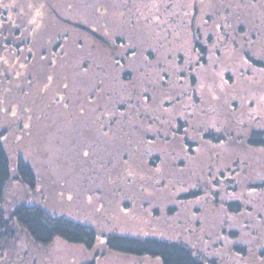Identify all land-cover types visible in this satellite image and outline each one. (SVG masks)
I'll return each instance as SVG.
<instances>
[{
  "label": "rangeland",
  "instance_id": "374dc122",
  "mask_svg": "<svg viewBox=\"0 0 264 264\" xmlns=\"http://www.w3.org/2000/svg\"><path fill=\"white\" fill-rule=\"evenodd\" d=\"M1 1H10V3L13 4L16 17V21L13 20L15 21V25L20 24L21 26V24L24 23L33 26L44 23L47 26L43 31L38 34L36 33L34 41L30 45L32 51L31 56L34 57V60L29 64L27 62L23 65L25 61L24 57L30 53V50L26 51L25 47L21 48L20 56L13 57V53L11 54L9 50L10 46L8 44L4 46L1 45L2 42H5L7 39L14 40L11 36V27L7 24H5L7 26L0 24V28L5 26L4 28L9 33V35L4 34L0 36V130L4 132V141L7 149H9L11 157H14L16 153L23 154L33 165H36L39 179H45L42 178L44 172L40 167L42 164L48 163V172L45 171V175L47 178L53 179V182L49 183V185H55V187H52L50 191L51 194L47 196L44 201L46 206L51 211L60 212L61 214L66 213L74 218L78 217L89 221L95 219L94 223H96L95 225L98 226L100 230L112 229L119 234L137 237L155 236L179 240L193 248L195 252L200 253L205 258H207V256H215L213 257L216 260L214 264H240L236 263L231 255L227 258L224 257V253L217 254L213 252L223 250V247L217 246L219 240L225 239L224 236H220V231L222 229H239L240 222L237 218L250 221L255 215H248L242 212L241 215L236 218L237 214L228 213L224 204L235 199L243 205H245V203L251 204L255 201L254 197L257 195L249 193L245 188H236V184H232L233 187L225 188L224 186L215 187L206 182L203 183L202 186L191 188L186 186L176 188L128 187L123 182L115 183L118 184L117 187H115L114 183L108 181L110 177V172L108 170H101L94 180L90 171L91 162L89 159L80 157L76 159V151L79 152L78 149L81 146V143L76 140L77 134H80L81 129L86 131L87 127L86 125H82V122L86 116H89L91 110L94 111L95 108L93 101L91 105L87 99L85 100L83 98V95L84 93L88 94L93 91L94 75L97 77H101V75L99 72L95 73V71L92 70L93 82L91 84L92 86H89L86 84V78L84 79L82 73H78L83 76L78 79L79 91H84V93L78 96L74 95V92L77 91L75 87L76 84L74 86V83L72 80H69V77L72 78L75 75V70L73 69L74 65L76 68L79 67L86 59H89L90 64H92L95 61L96 55L100 56V62L107 64L108 68L109 62L106 59V54L109 48L107 50L104 44L93 39L90 34L56 17L52 9L70 15L69 17L71 18L67 17V19L73 21L79 16V18L84 19L87 24L80 20L76 21L87 26L88 24H96L100 27L101 21L106 20V28L102 29L107 33L104 36L109 40L114 42V38L117 34L126 33L128 41L137 43V39L132 38L130 35V28L127 29L128 32L117 27V19H119V17H116L113 12L112 16L107 14H105V17L100 14H98V17L94 16L96 5L105 6L104 8L107 7L108 9L110 6L107 5H111L109 4V0ZM185 1H189V8L182 11V14L186 15L187 10V13H189L187 17H189V19L192 15L193 6H195L197 10V17H199L203 15V13L212 15L215 13V10L219 9L218 11H220L222 6H235L239 4L241 5L240 10L243 11V15L247 13L251 15L249 11L245 10V6H249L256 11V15L264 21V3L261 0H175V4H177L176 6L179 4L182 6L185 4ZM137 4L139 5H137L138 7L136 6L135 11H138L142 16L149 15L147 9H156L157 12L154 15L156 18L152 19L158 18L160 8H154V3H147L148 5H145L138 2ZM177 9V7L174 8L173 6L172 12L177 11ZM1 11L2 9H0V17L2 16ZM130 11L129 14L131 16L132 10ZM252 13L254 12L252 11ZM1 30L2 29H0V33ZM24 30L19 40L29 37L28 30ZM63 31L69 32L71 39L66 41L63 57H59L57 53L54 54L56 59L55 64L50 68L52 70L47 80L44 76L47 69L41 70L40 64L42 61L47 63L48 55H50L48 52H50V50L48 49L49 47L42 42L45 37H50V35L59 34ZM79 39L82 40L81 44L78 45L80 48L77 46V41ZM16 40L17 39H15V42H18ZM45 42L47 43L46 40ZM40 45H42L43 48H47L46 52L48 54L40 55L38 50ZM74 50H77V53H75ZM120 50H122V48H120ZM70 55L72 56V60L68 61ZM64 58H66L65 63L68 62L70 69H67L66 65L62 68L59 67V61H63ZM8 60L9 66L5 67L3 62H8ZM133 62L135 63L131 65ZM138 62L137 56H133L130 58L129 63L132 68H137L138 66L136 67V65ZM13 74L17 75L16 78H12L9 83H4V80H6L5 78L8 76L12 77ZM103 75L105 74H102V76ZM63 79L69 80L68 87H62ZM42 89L44 91H42ZM105 90L107 89L105 88ZM214 94L215 92L213 91L209 92V101L212 100ZM55 95L59 96L61 103L63 100L71 99L76 106L86 109L85 114L83 113L81 116L82 121H80L78 127L75 126V128L72 129L74 124L73 121L70 123L69 120H62L66 119L68 116H72L70 113L62 117V119L58 117V114H60L59 105L56 106L57 112H55L54 115L56 120H42L38 118L37 115L46 110L47 103H49ZM229 95L231 96L232 93L227 92V97H229ZM254 97L253 95L245 99L246 103L243 104L240 110L242 113L247 112L250 116L247 120L243 118L237 120L241 125L239 124V127L237 126L236 129L235 126L234 129L229 126L230 120H226L223 127L221 120L206 121L205 125L209 126L208 130L213 131L211 133L217 134L216 132H221L223 136H225L223 141L211 142L209 140H202L199 141L197 147H191H194V149L198 148L205 153L208 151L210 158H213L214 153L219 152V160L221 163H218V165L227 170L233 168L231 163L235 157L239 158L241 161L245 160L248 165L245 171H248L250 177L254 180H261L264 178V173H262V176H260V174L254 175L253 171L259 168L261 172H264V147H249L247 144L248 135L252 130L264 131V95L259 94L256 99ZM80 99L84 100L80 101ZM250 100L253 104H251ZM99 101L102 102L103 106L107 105L104 94ZM85 104H87V106ZM10 112L13 116L12 118L9 115ZM255 116H260V120H255L256 118L252 119V117ZM21 121L26 124V128H22L19 125ZM77 128L80 129L77 130ZM63 134L64 136H62ZM13 137L16 138V143L10 140L13 139ZM192 142L197 143L196 141ZM104 154L107 156L106 153L98 152L99 156H104ZM89 155L90 153L88 150L86 156ZM110 155L111 153L109 156ZM135 164L139 166L138 168L140 170L145 169L142 160L138 159V157L135 158ZM126 165L127 163H123L121 169L124 178L126 175L125 173L129 170ZM138 168L133 169V171L138 172ZM210 168L211 171L208 170L207 174L209 177H212L215 175L214 173L217 171L218 167L211 165ZM133 171L131 173H133ZM183 175H186V173L183 172ZM187 175L189 176V174ZM134 176H136V179H132L133 181H140L138 179L139 174ZM106 177L108 178L107 180ZM205 177L206 175L204 178ZM58 181H61L62 185H59ZM97 183L100 185H96ZM237 185H239L238 182ZM8 186V194H12V196L21 190V185L14 179ZM54 191L59 192L61 196H59L58 193L55 195ZM86 192H94V195L90 194L86 197ZM186 193L195 194L196 197L190 198L188 202L176 201L179 200L182 194ZM99 201L101 202L100 205L98 203ZM124 202L129 205L128 209H124L121 206V203ZM11 205L12 204L5 203L6 208H10ZM169 206H171L172 209L168 210L167 207ZM95 207H99V213L97 214L94 212ZM102 215L105 216L107 221L101 220ZM249 226L258 232H261L260 229L263 228L255 226L253 223L249 224ZM205 238L206 241H204ZM257 247L258 246L255 245V248ZM1 251L0 264H84L89 261H93L94 264H161L160 260L155 257L134 256L110 251L106 249L99 240L90 250L86 249L81 244L67 242L60 238H55L48 245H39L33 242L28 234L18 226H15V231ZM255 255V253H251L253 257L251 264H264L263 261L259 260Z\"/></svg>",
  "mask_w": 264,
  "mask_h": 264
},
{
  "label": "flooded vegetation",
  "instance_id": "af4514ba",
  "mask_svg": "<svg viewBox=\"0 0 264 264\" xmlns=\"http://www.w3.org/2000/svg\"><path fill=\"white\" fill-rule=\"evenodd\" d=\"M167 5L166 8L154 6L164 13H159L157 19H152L156 18L154 9L146 8L149 15H143V18L132 13L131 16L139 18L137 21L130 19L129 14L137 5H123L116 10L106 7L107 15L112 16L113 12L123 20L125 29L130 28L132 35H137V43L125 41L122 47V102L108 94L104 96L108 104L103 106L99 100L104 92L97 89L93 99L95 118L126 120L130 124H135L134 120H143L139 126L145 133L139 136V141H132L131 132L123 134L124 164L127 163L129 168L123 181L126 186L191 188L206 182L215 187H233L232 184L239 183L243 170L248 167L245 160L235 157L231 163L233 168L227 170L218 165L221 163L219 152L210 158L208 151L205 153L191 146H194L192 141H196L197 147L199 141L213 132L205 125L207 120H221L222 127L226 120H230L229 126L236 129L240 124L237 120H247L250 116L240 110L245 99L264 95V21L249 6H245V10L251 15H243L239 4L222 6L212 15L203 13L199 17L193 6L190 19L187 10L186 15L182 14L189 8V3L174 6L178 8L174 12L173 6ZM98 14L105 17L98 12L94 16L98 17ZM105 23L106 20H102L100 27L88 24L107 41L91 35L93 39L109 46L106 54L108 68L107 64L100 62L98 55L92 67L100 75H113V69H108L112 66L114 50L112 41L104 36L107 34L102 29L106 28ZM133 56L138 58L137 68L131 66L136 61L129 63ZM210 91L215 94L209 101ZM227 92L232 95L227 97ZM119 105H122L120 111ZM260 118L252 117L255 120ZM179 125L184 134L175 132ZM216 133L217 142L223 141L225 136ZM173 136L180 140L189 139V148L170 149L164 144L159 147L158 139ZM137 157L145 169L140 170L135 164ZM211 165L218 168L215 175L209 177L207 171H211ZM135 168L138 172L133 171ZM138 174L140 181H133L136 179L134 175ZM188 201L189 198L185 200Z\"/></svg>",
  "mask_w": 264,
  "mask_h": 264
},
{
  "label": "trees",
  "instance_id": "16d2710c",
  "mask_svg": "<svg viewBox=\"0 0 264 264\" xmlns=\"http://www.w3.org/2000/svg\"><path fill=\"white\" fill-rule=\"evenodd\" d=\"M261 1L264 3V0ZM138 2L145 5H148L147 3H154V6L162 5L163 8L168 7L167 4L172 6L177 5L175 4V0H109V4L111 5L107 6H110L108 9L112 8L111 10H116L117 7L123 5H139L137 4ZM184 3H189V1H185ZM104 7L96 5L94 13L98 12L106 14L107 11ZM0 9H2V19L0 17V22L3 21L0 24H7L11 27V36L13 37L12 39H14H7L5 42H2L1 45L4 46L5 44H8L10 46V53H13L14 55L13 57L20 56L21 48L25 47L26 51L30 50V53L28 55H25V61L23 62V65L27 62L29 64L32 60H34V57L31 56L32 51L30 49V45L33 43L36 33L38 34L39 32L47 28L46 24L39 23L31 26L23 23L21 24V26L20 24L15 25V9L10 1L2 2L0 0ZM52 10L53 14H55V16L60 19L67 17L71 18L69 17L70 15L57 12L56 9ZM154 10L155 12H157L156 9ZM132 13L139 16L141 15L140 13H138V11H134ZM160 13L164 14L163 12ZM141 17L143 18L142 15ZM130 19L135 21L139 20L137 16H131ZM75 20H80L81 22L87 24L84 19L79 18V16L78 18L76 17ZM4 27L0 28L2 29L0 36L4 34L9 35ZM117 27L122 30L128 31L127 29H125L123 20H121V18L118 20ZM24 29L28 30L29 37H27L26 39L22 38L23 40H19L21 39V35L25 31ZM131 31L132 30H130V35L132 36V38L136 39L137 35H132ZM126 35V33H119V35L117 34V36L114 38V42H112L111 47L114 50L112 53V66L108 70L112 71L113 69V75H101V77H97L94 75L93 82L91 73L93 67L92 64H90L89 59H86L77 68L74 65L73 69L75 70V75L72 78L69 77V80H72L74 86L76 84L75 87L77 91L74 92L75 96L84 93V91L82 90L79 91L78 87V79L84 76V79L86 78L87 81L86 84L92 86V82L94 83L93 91L89 92L88 94L84 93L83 95V98L85 100L87 99L89 103H91V105L97 89L102 90L104 92V96L112 94L115 96V99L119 103L122 102L120 91L122 88L123 79L121 74L123 55L120 48L123 47L125 41H128V37ZM15 39H17L16 41L18 42H15ZM70 39V34L67 31H63L55 35H50V37L47 36L43 39L42 43L46 44L47 47H49L48 49L50 50V52H48L50 53V55H48L47 63L42 61L40 64V68H42L41 70L47 69L46 73H44V76L45 78H47V80L49 79V73L52 70L50 68L53 64H55L56 59L54 54L57 53L59 57H63L66 41ZM45 40L48 44L45 42ZM81 42L82 40L79 39L77 41V46L80 45ZM105 46L107 47V45ZM78 48H80V46H78ZM46 49L47 48H43L42 45H40V47L38 48L40 55L48 54L46 52ZM74 51L75 53H77V50ZM72 56L70 55V59L68 61L72 60ZM59 62V67L62 68L66 65L67 69H70L68 62L65 63L66 58H64L63 61ZM3 64L5 67H8L9 60L8 62L4 61ZM78 73H82L83 76ZM16 76V74H13L12 77H6L4 83H9V81L12 80V78H16ZM69 80L63 79L62 87H68ZM105 88L107 90H105ZM42 91L44 90L42 89ZM84 99H80V101H83ZM57 105H59L60 114H58V117L60 119L70 113L72 116H68L66 119L62 120H69L70 123L73 121L74 124L72 129H74L75 126L78 127L80 125V121H82L81 116L83 115V113L85 114L86 109L76 106L74 101H72L71 99L63 100V102L61 103V100L57 95H55V97L49 103H47L46 110L37 115L38 118L42 120H56L54 115L55 112H57ZM85 105L87 106V104ZM121 106L119 105V111L122 108ZM94 112L95 111L93 110H91L90 113L86 112L89 113V116H86V118H84L82 125H86L87 129L86 131L84 129H81L82 133L80 132V134H77L76 140L81 143V146L78 149L79 152L76 151V159L78 157L89 159V161L91 162L90 171L92 177H94V180L96 179L98 173L101 172V170H108L110 172L108 181L114 183L115 187H117L118 184L115 183L123 182V180H125L123 173H121L122 165L123 163H125V146L123 134L125 132H131L133 137L132 141H138V137L145 133V131H143L139 126L140 122H142L143 120H134V122L136 121L135 124H130L126 122V120H97L95 118ZM9 115L11 116V118L13 117L11 112ZM118 116L121 117V114L119 113ZM19 125L22 128H26V124L22 121ZM79 129L80 128H77V130ZM175 132H177L178 134H184L182 133L183 131L180 125ZM62 136H64V134ZM216 138L217 134L209 133V135L203 140L217 142ZM10 140L16 143V138L13 137V139ZM157 142L159 143V147L163 146L164 144L166 148L170 149H179L182 148V146L189 148V139L180 140L174 136L167 139L160 138L157 140ZM247 144L249 145V147H264V132H250L247 138ZM193 145L195 147L196 143H193ZM88 150L90 155L86 156L88 154ZM98 152L106 153L107 156L105 154L104 156H99ZM110 153L111 155L109 156ZM44 164H42V166L40 167V169L44 172V176L42 178L45 179L43 180L39 179L38 172L36 171V165H33L32 162L25 158L23 154L16 153L14 157H11L9 149H7L4 141V132L0 130V251L5 247L8 239H10L13 232L15 231V226H18L28 234L33 242L39 245H48L55 238H60L67 242L81 244L86 249L90 250L96 245L99 240L103 243L104 247L110 251L134 256L155 257L160 260L161 264H214L216 262V260L213 258L215 256H209L210 258L207 256V258H205L200 253L195 252L193 248L189 247L187 244L179 240L159 238L155 236L137 237L132 235L119 234L112 229L100 230L98 229V226L95 225L96 223H94L95 219L89 221L78 217L74 218L66 213L61 214L60 212L51 211L46 206L44 201L47 196L51 194L50 191L52 190V187H55V185H49V183L53 182V179L46 177L45 171L48 172L49 165L48 163ZM243 172L244 173H242L239 178V185H236V188H245L249 191V193L257 195L256 197H254L255 201H253L251 204L245 203V205H243L234 198L235 200L226 202L224 206L226 207L228 213L235 215L237 214L236 218L241 215L242 212L248 215H255V217L251 218L250 221L237 218V220L240 222L239 229H222L220 231V236H224L225 239L219 240L218 244H215H217V246L223 247V250L213 253H224V257L227 258L231 255L233 256V260L236 263L240 264H251L253 260L251 253H255V256H257L259 260H262L264 263V178L261 180H254L252 177H250L248 171H245L244 169ZM253 173L254 175L260 174V176H262V173L264 172H261L259 168H256L254 169ZM13 179L15 181H18L21 185V190L15 193L14 196H12V194H8V185ZM107 179L108 178L106 177V180ZM61 183V181H58L59 185H62ZM96 185L100 184L97 183ZM54 192L55 195H57L58 193V195L61 196L59 192ZM90 194L94 195V192H86L85 196L88 197ZM194 197H196V195L192 193L182 194L179 197V201H185L187 198L190 199ZM5 203L12 205L10 208H6ZM98 203L100 205L101 202L99 201ZM121 206L124 209L129 208V205L125 202L121 203ZM94 212L96 214L99 213V207H95ZM101 220L107 221V219L103 215L101 216ZM251 223H253V225L255 226L263 227L260 229L261 232L250 228L249 224ZM216 236L220 237L219 235ZM204 241H206V238L204 239ZM255 245H257L258 247L255 248ZM84 264H94V262L89 261Z\"/></svg>",
  "mask_w": 264,
  "mask_h": 264
},
{
  "label": "water",
  "instance_id": "95a60500",
  "mask_svg": "<svg viewBox=\"0 0 264 264\" xmlns=\"http://www.w3.org/2000/svg\"><path fill=\"white\" fill-rule=\"evenodd\" d=\"M64 22L94 36V37H97L98 39H100L101 41L103 42H106L107 40L100 34H98L95 30H93L91 27L81 23V22H77V21H73V20H70V19H63Z\"/></svg>",
  "mask_w": 264,
  "mask_h": 264
}]
</instances>
